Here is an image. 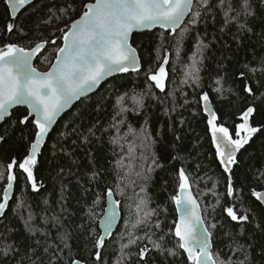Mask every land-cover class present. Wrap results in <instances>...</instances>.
<instances>
[{"label":"trees","instance_id":"16d2710c","mask_svg":"<svg viewBox=\"0 0 264 264\" xmlns=\"http://www.w3.org/2000/svg\"><path fill=\"white\" fill-rule=\"evenodd\" d=\"M93 1L36 0L14 18L7 0H0V47L17 43L32 48L47 41L35 61L45 71L62 46L69 22ZM248 3L245 14L244 0H225L223 5L220 0H195L174 35L160 28L134 34L141 70L112 78L62 117L33 170L38 190L18 167L37 129L32 119L21 123L26 108L12 111L0 131V202L13 159L17 183L0 219V264H191L174 235L178 216L173 197L181 169L202 207L218 258L264 264V207L252 194L264 191V0ZM196 12L199 22H194ZM10 22L15 25L12 32L7 31ZM201 41L206 45L202 50ZM167 52L169 76L161 90L150 75ZM194 59L199 69L195 80L188 76ZM205 93L214 106L215 123L227 127L232 137L248 107L255 109L250 125L260 128L233 167L232 196L203 108ZM109 190L119 202L122 220L104 246L96 248ZM141 200L154 214L133 228L143 216L136 207ZM229 206L238 214L247 212L248 221H232L224 211ZM153 241L162 249H155ZM146 246L149 252L141 258ZM169 249L178 255H170Z\"/></svg>","mask_w":264,"mask_h":264},{"label":"snow or ice","instance_id":"6c2138e0","mask_svg":"<svg viewBox=\"0 0 264 264\" xmlns=\"http://www.w3.org/2000/svg\"><path fill=\"white\" fill-rule=\"evenodd\" d=\"M207 2L208 0H202L203 4ZM220 2L223 5L225 0H220ZM7 3L11 8V16L15 17L17 10L32 3V0H7ZM193 7L194 0H95L94 3H87L84 5L85 10L80 18L75 20L65 32L63 47L57 50L56 62L46 72H40L33 67L32 58L45 46L47 41L38 43L30 49H25L15 43H7L0 47V120L8 113L11 106L19 104H26L31 110L29 115L34 113L36 117L35 139L30 145L28 155L18 165L19 169L27 174L33 190H38L33 172L37 164V156L58 113L71 105L74 100H78L97 87L106 76L115 72L135 71L140 68L136 49L130 43L134 30L160 25L175 32L184 18L192 12ZM249 7L248 0H244L245 14H248ZM228 9L231 10L230 4ZM195 16L197 20L194 22H199V12H196ZM14 27L13 23H8L7 31L12 32ZM203 47L206 45H203L201 41V50ZM164 63H167L166 58ZM196 63L194 59L192 69L188 73L193 80L198 78L199 69ZM166 76L167 72L161 66L157 72L150 75V79L155 82L157 88L163 90ZM246 90L249 93L252 92L250 87ZM202 99L205 101V111L210 117L208 124L211 126L212 139L216 145L219 161L224 171L229 174L227 194L232 196L234 189L231 185V172L232 166L237 163L236 153L260 131V128L252 127L249 123V118L255 109L248 107L243 112V123L237 126L239 129L236 132L237 139H233L227 127L215 123L216 114L207 107L209 100L207 93L202 96ZM120 101H123V97ZM137 103L142 106V99L137 100ZM27 121L28 116H25L21 123ZM240 131L245 132L246 135L241 137ZM2 139L3 137H0V140ZM155 163L156 161L153 160V164ZM16 165L17 162L13 159L7 166L8 183L3 192V201L0 202V215L8 206L10 193L16 180L12 169ZM2 175L0 174V177ZM180 177L182 181L180 195L173 197L180 210L178 221L173 222L174 235L178 238L177 248L187 253V259L191 261V264H232L231 261L219 259L212 251V232L205 224L200 205L191 195L189 180L183 169L180 170ZM252 194L264 204V193L253 191ZM108 195H112L111 190L108 191ZM136 207L138 213L142 212L143 216L137 220L133 228L146 223L154 214V210H146V202L143 200ZM224 211L232 221L244 222L249 219L247 212L238 214L234 206L226 207ZM116 215L113 209L103 221L105 234L100 235L96 240V248L104 246L105 237L110 234ZM159 226L157 222L156 227ZM210 227L215 228L216 225L212 224ZM138 239L139 237L130 239L129 244L136 243ZM152 243L155 249H162L160 243L154 241ZM167 251L170 255H178L176 249ZM148 252L149 249L146 246L139 255L143 258ZM95 255L99 260L100 252L97 251ZM73 264H82V262L74 261Z\"/></svg>","mask_w":264,"mask_h":264},{"label":"water","instance_id":"95a60500","mask_svg":"<svg viewBox=\"0 0 264 264\" xmlns=\"http://www.w3.org/2000/svg\"><path fill=\"white\" fill-rule=\"evenodd\" d=\"M35 1H36V0H32V3H34ZM194 1H195V0H194ZM94 2H95V0H94L93 2H90V3H94ZM32 3L20 7V8L17 10V14H16L15 17H17V16L19 15V13H20L23 9H25L27 6L31 5ZM7 5H8V3H7ZM8 7H9V10H10V13H11V8H10L9 5H8ZM190 14H191V12H190V13L184 18L183 22H182L181 25L176 29L175 32H173L170 28H164V27H161L160 25H154V26H152V27H150V28H144V29L134 30V32L132 33V36H131V38H130V43L132 44V39H133L134 34H136V33H142V32H148V31H152V30H155V29H159V28H160V29H164V30H166V31H170L171 34L174 35V34H175V33H176V32H177V31L183 26V24L186 22V20H187L188 17L190 16ZM15 17H14V18H15ZM79 18H80V16H79L77 19H79ZM77 19L72 20L71 23H70V25H71L75 20H77ZM40 43H41V42H40ZM63 43H64V40H63ZM63 43H62V46H61V47H63ZM15 44H17V43H15ZM18 45H19V44H18ZM19 46H20V45H19ZM35 46H36V45H35ZM35 46H34V47H35ZM132 46L136 49V54H137V57H138V60H139V63H140V68H139L138 70H135V71H134V70H129L128 72H115V73H113L112 75L106 76L105 79L102 80L101 83H100L97 87H95V88H93L91 91L87 92L86 95L81 96L78 100H74V101L72 102V104L69 105L68 107L62 109V110L58 113L55 122H54L53 125L51 126V129H50V131H49L48 136H47V137L45 138V140H44V143H43V145H42V147H41V150H40V152H39V154H38V156H37V161H38V159H39V156H40V154H41L43 148L45 147V144L47 143V141H48V139H49V136L53 133V131L55 130L56 126L58 125V123L60 122V120L62 119V117H63L68 111H70L71 109H73V107H74L77 103H79L82 99L87 98V97L91 96L92 94H95V93L101 88V86H102L104 83H106L107 81L111 80L112 78L117 77V76H119V75H124V74H130V73L139 72V71L141 70V68H142V59H141V57H140V54H139V51L137 50V48H136L133 44H132ZM21 47L25 48L24 46H21ZM46 47H47V43H46L45 46H44V47H43L38 53H36V55L33 56V58H32V65H33V67H35V68H36L38 71H40V72H46V71H49L50 68H51V66H50L47 70H45V71H41V70H39V69L35 66V61H36V59H37L38 56L41 54V52H43V51L46 49ZM32 48H33V47H32ZM25 49H30V48H25ZM57 55H58V52H57ZM165 58L167 59V63H166V64L164 63V61H165V59H164V61L162 62L161 66H163V67L165 68L166 72H167V76H166V79H165V82H164V83H165V86H166V82H167V80H168V76H169V73H168V70H167V67H168V65H169V61H170V53H169V52L166 53V57H165ZM55 62H56V58H55V60H54L53 63H55ZM161 66H160V67H161ZM160 67H159V68H160ZM164 88H165V87H164ZM164 88H163V89H164ZM207 107H208L209 109H211V110L216 114L215 109H214V106H213V104H212V102H211L210 100H208V102H207ZM17 108H26V109L28 110V115H27V116H28V120L32 119V120H33V123L35 124V119H36L35 114L33 113L32 115H29V113H30L31 110H30V108H29L26 104L13 105V106H11V107L9 108L8 113L5 114L4 118H3L2 120H0V131H1V126L5 123L6 119H8V118L11 116L12 111H13L14 109H17ZM203 108H204V111H205V101L203 102ZM205 113L208 114V112H206V111H205ZM208 116H209V115H208ZM209 118H210V117H209ZM245 135H246V134H245ZM0 137H2L1 134H0ZM2 142H3V139L0 140V148H1V144H2ZM248 143H249V142H248ZM248 143H247V144H248ZM214 144H215V143H214ZM247 144H245L244 147H245ZM215 146H216V145H215ZM244 147H243V148H244ZM243 148H241V149L236 153V161H237V158H238V156H239V154H240V152H241V150H242ZM29 151H30V150H29ZM22 162H23V161H22ZM22 162H20V163H22ZM233 167H234V165L232 166V170H233ZM20 170H21V169H20ZM21 171L23 172V170H21ZM12 172L15 174V176H16V180L14 181L13 189H12V191H11V193H10V198H9V201H8V206H7V208L5 209V212H4L2 215H0V219L4 217L5 213L7 212L8 208H9V205H10L11 201L13 200L14 194H15V188H16V183H17L16 166L13 167ZM23 173H24V172H23ZM24 174H26V173H24ZM228 175H229V174H228ZM26 176H27V174H26ZM34 176H35V174H34ZM35 179H36V176H35ZM188 180H189V178H188ZM29 182H30V184H31V181H29ZM36 182H37V179H36ZM181 182H182V181H181ZM37 184H38V182H37ZM180 184H181V183H180ZM189 184H190V181H189ZM231 185H232V172H231ZM190 191H191V195L196 199V201H197L198 204L200 205V203H199V201H198V199H197V197H196V195H195V193H194V191H193V189H192L191 184H190ZM3 192H4V191H3ZM111 192H112V191H111ZM261 192L264 193V191H261ZM178 195H180V187H179V190H178V194H177V196H178ZM2 201H3V196H2V200H1V202H2ZM258 201H259V200H258ZM116 202H117V199H116L115 194H114L113 192H112V195H111V196H109V195L107 194L106 207H105L104 213H103V215H102V217H101V219H100V222H99V227H100V230H101V235H104V234H105V224L103 223V221H105V220L107 219V217L109 216V214L111 213V211H112L113 209H115L117 215H116V218H115V220H114V222H113V226H112V229H111L110 234H109V235H106V237H105V242H106L107 240H109V239L112 237V235L117 231V229H118V227H119V225H120V223H121V220H122L121 208H120L119 203L117 204ZM259 202H260V201H259ZM260 203H261V202H260ZM261 204H262V203H261ZM175 206H176L177 216H178V219H179V216H180V210L177 208L176 202H175ZM262 206L264 207V204H262ZM200 210H201V215H202L203 218H204V215H203V211H202V207H201V205H200ZM178 219H177V221H178ZM204 221H205V220H204ZM205 224H206V223H205ZM212 245H213V239H212ZM212 251H213V247H212ZM186 255H187V253H186ZM75 261H81V260H75ZM81 262H82V264H85V262H83V261H81ZM190 262H191V261H190ZM72 264H73V263H72Z\"/></svg>","mask_w":264,"mask_h":264},{"label":"rangeland","instance_id":"374dc122","mask_svg":"<svg viewBox=\"0 0 264 264\" xmlns=\"http://www.w3.org/2000/svg\"><path fill=\"white\" fill-rule=\"evenodd\" d=\"M70 23H71V21L69 22V24H70ZM241 123H243V119H242V122H240V124H241ZM240 124H239V125H240ZM238 130H239V129H238ZM244 133H245V132L240 131V136L243 137V136L245 135ZM232 138H233V139H237V136L235 135V136H233Z\"/></svg>","mask_w":264,"mask_h":264}]
</instances>
